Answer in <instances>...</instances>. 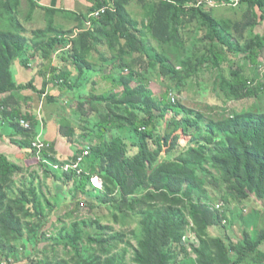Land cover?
Instances as JSON below:
<instances>
[{
  "label": "trees",
  "instance_id": "1",
  "mask_svg": "<svg viewBox=\"0 0 264 264\" xmlns=\"http://www.w3.org/2000/svg\"><path fill=\"white\" fill-rule=\"evenodd\" d=\"M192 1L196 0L156 3L147 10L148 22L142 29L127 10L129 0H116L114 12L108 11L100 19L93 18L91 29L77 35L70 31L49 36L56 34L49 21L45 30L32 33V46L44 56H49L57 47L65 49L64 54L77 73V83L71 82L69 73L54 78L67 92L78 88L82 78H90L88 73L94 67L89 61L92 52L100 54L99 49L107 46L113 53L111 63L104 56L102 62L111 64L109 76L119 90L90 95L81 92L77 106L83 118L81 125L65 122L61 125V134L68 143L84 141V148L74 150L68 163L57 157L55 146L47 141L43 142L49 148L38 154L33 147L37 140L33 130L21 127L20 121L31 122V116L14 107V94L31 89L43 95L47 84L45 89L38 90L32 82L19 84L14 80L13 62L23 57L29 41L22 35L24 30L14 16L21 0H0V109L17 133L27 140L25 146L33 151L49 179L54 184L63 179L66 196L72 194V216L86 208L93 211L94 205L84 204L81 198L89 197L96 190L92 186L95 176L104 180L103 200L111 203L116 212L140 216L143 230L136 238L134 264H264V254L260 253L264 229L246 231L240 241L228 244L208 234L209 228L225 222L220 215L225 204L264 199V112L223 114L217 118L197 112L178 99L187 83L197 79L205 69L219 71L217 86L227 101L258 97L264 91V86L256 80L264 33L244 41L246 28L232 31L207 11L193 8L191 12L199 20L197 31L206 34L190 49L180 35V26L185 23L183 8ZM253 5L264 22V0H255ZM104 6L111 4H100L96 10ZM148 35L157 42L158 50L148 41ZM231 56L248 60L255 78L240 69L225 75L222 68ZM22 61L26 64L28 60ZM158 74L167 81L161 100L155 99L150 90V79ZM47 100L57 102L55 96H47ZM99 106L105 114L99 111ZM95 114L100 119L94 128L98 143H94L92 131L86 128ZM182 132L191 136V141L181 151ZM88 149L89 154L85 156ZM132 149L137 151L135 155L131 154ZM75 165L78 168L74 169ZM67 166L65 171L61 168ZM55 170L61 171V176ZM21 171L20 166L0 154V260L14 257L16 264L20 260L14 243L20 241L22 247L30 242L38 243L45 236L43 229L49 217L60 207V203L53 202L54 205L45 194L39 193L33 183L18 196L10 197L7 186ZM212 186L222 191L224 201H204L206 187ZM217 204H221L219 210L215 209ZM85 227L86 223L73 224L62 230L57 244L70 248L77 264H125L128 252L115 254L123 236L115 234L107 238L98 233L96 237L90 235L84 239ZM85 241L97 246L103 256L86 258L85 254L93 249L83 250ZM229 253L233 254L232 258Z\"/></svg>",
  "mask_w": 264,
  "mask_h": 264
},
{
  "label": "crops",
  "instance_id": "2",
  "mask_svg": "<svg viewBox=\"0 0 264 264\" xmlns=\"http://www.w3.org/2000/svg\"><path fill=\"white\" fill-rule=\"evenodd\" d=\"M115 1L116 0H21V6L18 7V11L15 12L14 15L16 21H18L24 30L22 35L29 41V44L28 49L22 54L23 57L16 58L13 62L11 68L13 78L19 84H28L32 82L38 90L45 89L44 84H47L46 92L43 95H39L31 89L16 92L14 94L16 97L14 107L17 109L20 108L24 114L28 113L31 116V122H29L33 128L32 134L39 140L53 144L57 151V157L64 162L70 160L77 148H84L83 140L79 139L77 142L75 141V143L70 144L61 134V125L63 122L67 124L71 123L72 126H76L81 125L80 120L83 121V118H81L82 116L76 110L79 102L78 97L79 95L81 96V92L87 95H90V93L101 94V90L109 89L108 92H110L118 88L113 84L109 76L112 69L110 63L113 59V53L110 49L103 47L99 49L100 54L92 52L89 55V61L94 64V67L92 71L88 73L90 78H82L78 88L73 92H67L66 89H62L59 81L54 78L55 75L69 73L71 74V82L74 84L77 83V73L73 68L72 61L65 56V49L62 46L57 47L49 56H44L42 51L36 50L32 46V33L37 30H45L48 21L51 22L52 28L55 30L54 33H56L55 35L50 34L49 36H60L67 32L75 31L76 29H83V27L86 26L85 23L89 15L95 11L100 4L112 5ZM135 1L144 2L143 4L141 3L142 20L140 28L142 29L148 22L144 12L156 5V3L164 0ZM199 1L201 0L189 2L183 8L185 11V23L180 26V35L185 42L186 39H188L189 43L195 44V42L199 41V38L206 34V32L201 33L197 31L199 20L197 16L191 12L193 8H201L207 11L218 22L227 26V28H232V31L234 28H240V30L241 28H246L247 31H244L243 36L248 33L251 38L254 34H261L260 30L264 27V22L261 19L257 6L253 5L255 0H211L213 3L212 6L204 4L200 7H194V4ZM146 3L148 4L145 5ZM46 10L51 11V13H46ZM127 10L130 11V7L127 6ZM144 20L146 21L144 22ZM148 41L153 47H156L157 50L159 49L157 42L151 39V35H148ZM103 56L109 59L110 63H103ZM25 59L28 60L26 64L22 61ZM161 80H163V78H161ZM105 84L108 86L102 89ZM116 90H119V88ZM9 95L10 94L4 95L3 98H7ZM66 95L73 96L76 103L72 102L71 99L66 101L64 97ZM47 96H55L57 102H48ZM1 99L2 97L0 96V101ZM74 104L77 105L75 108H72ZM99 111L105 114L104 108L101 106H99ZM99 121V114H95L90 123H88L89 125L86 126V128L93 133L94 143H98L99 140L94 129L97 126L96 123ZM26 141L27 140L19 135L16 129L11 126L9 117L0 109V154H3L11 163L20 166L21 169L27 170L31 167V169L38 170L39 165L36 162L33 151L25 146ZM136 153L137 151L135 149L131 150L132 155ZM163 156H165V154H163ZM84 166L86 168V165ZM93 181L95 185L92 183V186L96 190H94L89 197L81 198V202L84 204L92 203L94 205L93 213L97 216L103 215L105 217V210L108 207H112V205L103 200L104 180L101 177L95 176ZM45 183L48 188H52L49 190L48 195L61 193L63 200V204L62 202L60 203L58 211L49 217L45 227L49 228L56 224L57 218L66 219L69 217L70 219V217H72L71 209L73 207V200L71 199L72 194L70 197L65 194L67 190L66 186L63 185V179L61 182L54 184L51 179L47 178ZM53 190L55 191L54 193ZM80 212L82 211L78 213ZM108 214H110V211ZM116 215L118 216V214ZM82 216L83 214L78 215V217ZM78 217L75 216V218ZM20 259L19 257L17 260ZM10 260L13 264H16L12 257Z\"/></svg>",
  "mask_w": 264,
  "mask_h": 264
},
{
  "label": "rangeland",
  "instance_id": "3",
  "mask_svg": "<svg viewBox=\"0 0 264 264\" xmlns=\"http://www.w3.org/2000/svg\"><path fill=\"white\" fill-rule=\"evenodd\" d=\"M141 3L143 4L144 2L129 0L128 4V7H130V11L128 10L130 16L139 25L141 24L142 20ZM147 4L148 3H146L145 5ZM144 15L146 19L149 18L147 16V10L144 12ZM145 21L146 20H144V22ZM84 29H91V27L89 28L88 26H85L83 27V29H76L75 31H72L73 35H77L83 32L82 30ZM260 32L261 34L264 33V27L260 30ZM248 38H250V36L247 33L244 36V40L247 41ZM186 42L190 45V49L194 47V45L188 42V39H186ZM103 48H107V46H104ZM230 58V62L224 64L222 68L225 75L228 76L233 69H240L244 74L255 78L254 69L252 68L248 60H245L244 57L238 56H231ZM259 61L260 69L257 73L258 77L256 78V80L257 84L260 83L264 86V49L260 55ZM218 75V70L205 69V71H203L202 74L197 77V79L190 80L187 83L184 93L181 96H178V99H180L179 102L197 112H203L208 116H215L217 118H220L223 114H240L243 112H252L253 114H258L264 112L263 90L260 91L258 97L229 102L221 94V90L217 86ZM163 80L159 78V74L151 77L150 79V90L157 100H161L162 95L166 92L167 81ZM107 86L108 85L105 84L102 89L106 88ZM108 91L109 89H104L100 92L101 94H103L108 93ZM64 97L66 98V101H69V99H71L72 102H75V98L73 96L66 95ZM15 100L13 102H15ZM76 105L77 104H74V107H68L75 108ZM20 112L23 111L20 110ZM164 129L165 127L163 128V130ZM180 134L182 135V139L179 143V147L182 151L185 150L189 145L191 136H185L183 132ZM21 170V172L14 175L12 184L10 185L9 183V185L7 186V191L10 197L13 198L18 196L21 190L28 189L33 183V186H36L38 188V192H42L43 194H45L52 201V203L54 202L56 204V202L61 203L63 201L61 196L62 194H55L54 190V194L48 195L49 190L52 188H48L45 181L47 178H49V176L44 173L43 169H41L40 166L38 170L31 169V167L27 170ZM55 171L57 172L58 170ZM57 174L61 176L62 172L58 171ZM214 174H216V172H214ZM201 178L203 179L204 177L202 176ZM214 188L215 187L213 186L208 188L206 187L205 191L207 190V192L205 193L204 201H208L209 203L224 201L221 198L222 191ZM109 211L110 214H108ZM79 214H83V216L78 217ZM116 214H118V216ZM105 215V217L103 215L97 216L95 213H93L92 210L86 208L85 211L83 209L82 212L76 213L74 216L70 217V219L69 217H67L66 219H60V221L58 222L56 221V224L52 227L50 226L49 228H45V225L43 229L45 236L40 239L38 243L32 242V245L30 242L25 247H22V243L20 241H16L14 243L15 247L17 248L16 256L18 258H21L20 264H59L60 262H66L67 264L79 263L77 261L75 253L70 248H64L63 245L57 244V238L60 237V233H62V230L71 228L73 224H78L81 226L82 223H86L85 232L83 233L84 239H87V237L90 235L96 237L98 233L105 234L107 238H110L115 234L123 236V241L116 245L115 254L121 253L126 250L128 254L126 256L125 264H134V251L138 246L136 238L140 237L143 230L140 216L128 213L122 215L116 212L113 207H108L105 210ZM220 215L222 218L221 221L225 220V222L222 223V221L216 226L209 228L208 234L212 237H219L223 239L226 244H228L230 241L238 242L241 240L244 232L247 231L249 233L252 230L264 229V199H249L239 205L225 204ZM75 216L78 218H75ZM103 228H108L109 231H103ZM191 241L193 243L195 239L191 238ZM195 243L196 242H194L193 244ZM82 248L83 250H90V248L93 249V251L85 254L86 258L90 256H103L102 251H100L97 246L89 244L88 241H85L83 243ZM260 253L264 254V244L260 247ZM229 257L232 258L233 254L229 253Z\"/></svg>",
  "mask_w": 264,
  "mask_h": 264
},
{
  "label": "built area",
  "instance_id": "4",
  "mask_svg": "<svg viewBox=\"0 0 264 264\" xmlns=\"http://www.w3.org/2000/svg\"><path fill=\"white\" fill-rule=\"evenodd\" d=\"M209 5L212 6L213 3L211 0H201L199 2H197L196 4H194L195 7H200L202 5ZM108 11H115V6L114 4H112L111 6H104L102 8H100L99 10H96L95 12L91 13L88 17V20L86 21L85 25L88 26L89 28L92 26V19H100L102 15H104L105 13H107ZM173 98V97H172ZM175 101V99L173 98V102ZM21 127L24 128L25 130H32V125L30 122L25 121V120H21L20 121ZM33 147L36 148L38 150V154L45 148H49V144L43 142L42 140L37 139L36 141L33 142ZM89 154V149L88 152H85V156H87ZM39 158V157H38ZM81 158L79 159V162H81ZM79 165H75L73 168L76 169L78 168ZM64 171L67 170L69 168V166L67 167H61ZM55 169H58V166H55ZM92 183L94 184V181H92ZM95 185V184H94ZM81 207H83V205H80ZM221 207V204H217V206H215L216 210H219ZM214 208V207H213ZM3 264H11V260H2L1 261Z\"/></svg>",
  "mask_w": 264,
  "mask_h": 264
}]
</instances>
